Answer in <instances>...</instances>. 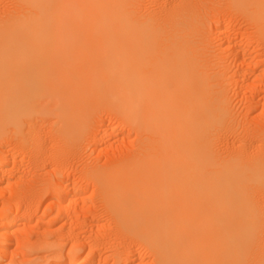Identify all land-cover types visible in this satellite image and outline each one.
I'll list each match as a JSON object with an SVG mask.
<instances>
[{"label":"bare ground","instance_id":"1","mask_svg":"<svg viewBox=\"0 0 264 264\" xmlns=\"http://www.w3.org/2000/svg\"><path fill=\"white\" fill-rule=\"evenodd\" d=\"M11 1L8 12L0 2L2 136L3 132L13 136L7 138L26 149L38 165L48 149L54 156L79 149L81 142H87L81 139L86 136L88 140L92 113L108 107L119 115L121 130L135 132L139 144L128 157L125 153V158L120 156L121 160L100 169L85 167L81 174L97 186L102 205L127 242L143 248L139 249L151 257L149 264H264L260 240L264 232V128L252 131L249 117L242 121L240 146L228 144L233 149L227 147L231 151L226 155L223 149L220 153L214 149L221 135L234 132L239 117L229 110L220 77L212 79L203 71L204 45L200 46L203 37L199 33L208 10L202 7L208 1L164 0L158 10L147 13L146 8L140 12V0ZM226 2L244 14L246 27L252 30L244 37V46L264 45V0ZM208 3L207 7L212 2ZM219 27L213 30V40L229 52L230 43L225 45ZM250 35L256 39L252 41ZM252 49L244 50L241 57L240 62L248 66L241 73L244 81L250 75L251 79L264 78V61L257 53L252 55L257 48ZM250 80L242 86L249 92L246 102L256 110L264 89ZM245 110L242 120L251 109ZM43 124L53 128L52 147L45 146ZM81 188L73 192L77 201ZM58 195L60 201L70 197L66 189ZM20 219L0 221L5 247L1 253L8 252V238ZM21 238L19 243L26 242ZM29 243L24 245L27 259L10 264H38V259L27 256L53 249V243ZM72 250L74 255L65 259L54 254L50 264L92 263L76 261L82 244Z\"/></svg>","mask_w":264,"mask_h":264},{"label":"rangeland","instance_id":"2","mask_svg":"<svg viewBox=\"0 0 264 264\" xmlns=\"http://www.w3.org/2000/svg\"><path fill=\"white\" fill-rule=\"evenodd\" d=\"M6 1L7 0H2L0 2L2 4V7L4 5H6V6H4L5 7L4 10H5V12H8V11H10V9L12 10L11 6L13 3L11 0H8L7 2ZM155 1H156V3H155ZM175 1H178V0H175ZM207 1L209 3L210 2H212V3L209 4ZM226 1L227 0H210V1L206 0V2L209 5L207 7V3H204L203 4L204 7H202V8H204V10L207 8L208 10L204 11L203 19H202V24L203 23L204 24L202 25V28H201L203 31H201L199 33L200 39L203 37L202 38L203 40L201 39L202 43L200 46L204 45V47L202 46L203 51L201 50L202 61H203L202 63L204 65L203 71L209 72L211 75L209 73H207V74H208V76L210 75L211 78H212V76L214 79H216L217 77H220V80L224 83V84H222L223 90L225 88H226L225 90H227V92H224V94H225V96H227L226 99H227V102L229 103L228 104V107H230L229 110L232 113L236 112V114H235L236 118L237 117L241 118V119L237 118L239 127L237 125V127H235L236 129L233 130L234 131L233 133L230 134L228 132L230 134L229 135L226 132L225 136L221 135L220 139L216 140L215 141L216 143L214 142L216 144V145L214 144V146H215L214 149L218 148L217 151H219V153L223 149V151L221 152L222 155L228 154V152L231 151L228 149L231 148L232 146L234 148H237V147H235V145H238V144H239L238 146L241 145L240 140H241L242 134H243L242 133V129H243L242 127H244V126H242L243 125L242 121L249 120V117H250V120L252 119L251 121H252L253 125H251V127H250V124H251L250 120H249L250 123L248 125H249V128L253 129L252 131H254V132H256V129L261 130L262 128H264V114H263V112H264V98H263L264 97V95H263L264 91H260L261 93L259 92V95H258L259 97L257 98V100L259 99L258 104H260V105H258L255 108L256 110H254L253 106H252L253 109L250 108L251 104L246 102L247 99H249V96L247 95L249 92L245 91L247 89L245 88V86H242V84L244 85V83H245V85H247L246 83L249 82V80L251 79L249 77H251L252 75L247 76V79L249 78L248 80L246 79L248 82L246 80L245 81L243 80V78L245 76L241 75V73L245 72L247 70L248 66L245 63L246 61L244 62L242 60V62H244V64L242 62H240L242 58L244 59V57H242L243 51L244 50L249 51L252 48L253 49L257 48V49H255V52L252 49L253 51H251V54L253 55V53H257L255 55H258L259 56L258 59L262 60V62H263L264 61V56H263L264 55V45L262 44L263 47L260 49L259 45L261 43L260 44H254L252 42L253 46H252V44H250L251 49H249V47H247V48L245 47V46H247V45H245V43H246L245 41L247 39H245L244 37L248 35V32H249V34H252V30L249 29L248 26L246 27L247 24H246V22H244V21H246L244 14L239 10L231 8L229 6L228 2H226ZM4 2H6L7 4ZM10 2H11V5L9 4ZM140 2L142 4L139 3L138 6H139L140 12H142V13H145V12L147 13L148 11H151V10L156 11L162 5H164L163 3H165L164 0L162 3H161V0H151V2L149 0H140ZM205 4H206V6H205ZM152 5H153L155 10L153 9ZM3 8H0V9L3 10ZM145 8H146V11L143 12L145 10ZM211 11H212V13H211ZM219 25L221 27H219ZM218 27L223 29L222 30V40L226 42L225 45L228 46L230 43V46H228V47H230L229 52H228V50L222 48L223 45H221V44L216 45L215 41L213 40V34H212L213 30L218 28ZM248 38H250V39L253 38L252 41H254V39H256V38H254V35H252V36L250 35V36H248ZM227 39H229V40H227ZM250 39H248V40H250ZM229 41H231V42H229ZM205 42L207 43V45H205L206 44ZM232 42H233V44H232ZM241 45H243V46H241ZM255 45H256V47H255ZM262 45H260V47ZM231 46L232 47L235 46L233 48L235 50L234 53L239 54V55L236 54L237 55L236 57L234 56L235 54L233 52H231L232 51ZM239 46H240V48H239ZM223 47H225V46H223ZM242 48H243V50L241 51ZM236 50H238V51H236ZM230 52H231V54H230ZM225 53H227V54L225 55ZM232 55H233V57H232ZM203 56H205V58ZM238 56H240L239 59H237L239 61V63H237L238 61L236 59L235 60L233 59V58H238ZM230 59L232 60V62L233 61H235V62L232 63ZM208 64H211V65H208ZM241 64L243 65V67ZM263 64L264 63H262V67L264 68ZM244 65L247 67L246 69H244ZM211 66H212V68H211ZM262 67L258 68V71H261L260 69ZM209 70H211V71H209ZM262 71H264V70H262ZM262 75H264V74H262ZM241 76L242 77L244 76V77L242 78ZM254 77L250 81L252 82V80L253 81L256 80V82L254 81L255 82L254 84H256L259 87L261 86V88L264 89V78H262V80L261 79L258 80V79H254ZM223 78L225 81L222 80ZM229 78H230V80H229ZM232 80H235V81L232 82ZM260 80H261V82L259 83ZM212 81H214V80H212ZM230 83H232V84H230ZM226 84H227V86H226ZM241 92L243 93L244 96H242ZM261 95H263V97ZM245 97H246V100H244ZM242 100H243V102H242ZM238 101H240V102H238ZM246 103H248V105ZM248 106H249V110L251 109L249 112L251 114L247 113V116L245 117V119L242 120V117H244V115H245L244 110L246 109L245 112H247ZM97 110H99V111H97ZM242 114H244V115H242ZM240 115H242V116H240ZM120 121L121 120H120L119 115L116 114V112H114V110H111L108 107L96 108V110L92 113V116L90 118L89 126L91 124V130L89 127L90 131L87 132L88 140L84 139L86 136H84L82 138L84 140L81 139V141H87V142L82 143L80 141L81 143L79 146L81 148L79 147V149L78 148L75 149L77 151L78 156L76 154H74V153H76L75 150H73L75 152H71L72 155L69 152V155H68V153H64L67 156L64 154L62 155V153H61V155L57 153L61 157L57 156V155L54 156L55 154L52 151H51L52 153L48 154L47 151L48 150L50 151V149H48L45 152V156H44V154L42 155L43 157L40 156L41 160L38 162V165H35L33 163V161H32L33 158L30 157V155L28 154L29 152L28 153H27V151L25 152L26 149H24V150L20 149L21 147L16 145L15 144L16 142L14 143V141H12L13 140L12 138H10L11 140L9 139V137L11 136L9 133H7V132L4 133L2 131L3 136L5 135V137H3L1 132H0V221L3 220L4 218H9V219L21 218L18 225L14 228V232L8 238L9 240L7 241V243H8V245L10 244V246L6 247V248H8V250L6 249V251H8V252H6V253L4 252V254L1 253V251L5 250V247L3 245L4 240L1 238L2 230L0 228V246H1L0 248H3L2 250H0V264H10L11 260L21 261V260H23V258L27 259L26 256L24 257L25 252H26V251L24 252V250H25L24 245H27L28 242H30L31 244H33L35 242L36 243H43V244L53 243L52 244L53 249L51 248L52 251H50V249H47V250L44 249L41 252H39L38 254L35 253V256H34V254L30 257L27 256L28 259L30 258L29 260H32V258L38 259V264H42V263L43 264H48V263L50 264L52 262V257L56 256V255H54L56 253H57V255L62 257L63 259H65V257L66 258L72 257L74 255V252L72 250L73 247H76V246L79 247V246H81V244H82L83 250H81L80 253L76 257V261H78V263H82L83 261L84 262H87V261L90 262L91 261L92 262L91 264H100V262H101V264H149V263H151L150 262L151 257L149 256L150 257L149 258L148 255L146 254V252L144 253V250L143 251L140 250L143 248L139 247L140 248L139 249L138 246L135 245V243H133V244L137 247H135L134 245H131L132 243L129 244L128 243L129 241L127 240V238L125 236L123 237V234H121V232H118L119 230L117 231V228L115 227L116 224L113 223V222H115L114 218L112 217V219H111L112 215H109L110 213H107L108 212V211H106L107 208L104 207L105 205L103 203H101V201H100L101 196L99 198L100 194L98 195V192H100V191L97 190V186L92 182L91 179H88L87 177H85L84 174H81L82 172H84L83 171L84 169L87 168L89 170L90 166H91V168H95V166H97L99 169L104 168V167H107L105 164L110 165L112 162L118 161V159L121 160V159L125 158V155L127 153L132 154V153H130V151L133 152L132 150H134L136 148L137 144H139L138 138L135 135V132H131L132 130H129V131L121 130V129H123V127L120 126V125H122V123L119 124ZM247 122H246V125H247ZM240 124H241V127H240ZM244 125H245V123H244ZM118 126H119V129H116ZM252 126H255V127H252ZM43 127L44 128L42 130L45 132V133L43 132L45 134L44 137H46V138H44V140L46 141L45 146L48 145L49 147L50 146L52 147L51 144L53 143V140H52V138H53V135H52L53 130L52 129L53 128L50 126V124H49V126H48V124H45V125L43 124ZM48 130H50V131H48ZM51 131H52V134H51ZM46 132H48V135ZM88 133H90V134H88ZM8 135H10V136L7 138ZM231 135H233V136H231ZM11 137H13V136H11ZM92 138H93V140H92ZM99 138H101V139H99ZM98 139L102 140V141H99ZM232 139H234V140H232ZM237 139H239V141ZM136 140H137V142H136ZM217 141H220V143L219 142L217 143ZM221 141H224V142H221ZM86 144H87V146H86ZM228 144H230L232 146H230ZM226 145H228V146H226ZM16 146H18V148ZM94 146H96V147H94ZM224 146H225V148H224ZM227 147H228V149H227ZM45 148H47V147H45ZM96 148H98L100 151H102V153L100 154V151ZM231 149H233V148H231ZM224 150L226 152L227 151L228 152L226 153ZM51 154H53L54 157H52ZM129 154H127L126 157H128ZM48 156L49 157L51 156V157L49 158ZM120 156H121V159H120ZM47 158H48V160H47ZM82 159H83V161H82ZM110 159H112V160H110ZM49 160H52V161H49ZM57 160H60V161H57ZM43 161H45L46 164ZM4 162H5V164H4ZM65 162H67V163H65ZM62 165H63V167H62ZM93 165H94V167H92ZM33 167H35V168L33 169ZM60 167H61V169H60ZM55 168L57 170H55ZM2 172L4 174H2ZM69 173H70V175H68ZM79 174H81L82 177L84 176V178L87 179V181H85ZM52 175H53V177H52ZM88 180H90V181H88ZM81 184H82V186H81ZM85 185H86V188H85ZM78 187H82V188L80 190L81 199L77 201L73 197V192L75 189H78ZM61 189L67 190V192L70 194L69 199H67L65 201L59 200L58 192L61 191ZM53 190H54V192H53ZM55 191H56V193H55ZM51 204H53V205L55 204L56 207L51 205ZM59 204H60V206H59ZM103 208H105V210ZM77 210H78V213H77ZM84 214H86V215H84ZM64 215H65V217H64ZM60 216H62V217H60ZM93 216H94V218H93ZM0 224H1V222H0ZM15 231H17V232H15ZM262 233H263V236L261 234V237L263 239L260 237L261 238L260 240H261V242L263 241L262 243H264V232L262 231ZM21 237H23L24 239ZM20 238L23 240L26 239V242L19 243ZM78 239H80V240L78 241ZM37 240H40V242ZM9 241H10V243H9ZM95 242H97V243H95ZM72 243H73V245H71ZM16 244H18V245H16ZM85 246H86V248H85ZM53 252H55V253H53ZM138 252H140V256H134V254L138 253ZM117 253H118V255H117ZM36 255L38 256V258ZM133 257H136V258L133 259ZM246 264H248V263H246Z\"/></svg>","mask_w":264,"mask_h":264}]
</instances>
